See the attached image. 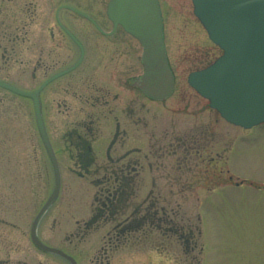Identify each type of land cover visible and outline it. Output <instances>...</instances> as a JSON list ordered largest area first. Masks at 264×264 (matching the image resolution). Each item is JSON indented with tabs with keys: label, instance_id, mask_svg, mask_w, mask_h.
<instances>
[{
	"label": "flooded vegetation",
	"instance_id": "flooded-vegetation-1",
	"mask_svg": "<svg viewBox=\"0 0 264 264\" xmlns=\"http://www.w3.org/2000/svg\"><path fill=\"white\" fill-rule=\"evenodd\" d=\"M107 3L0 0V264H34V250L71 264L33 236L75 264L140 263L147 254L157 260L153 264L162 258L177 264L168 253L180 247L188 255L198 246V232L183 216L178 220L184 195L243 183L230 177L225 154L252 129L230 136L187 76L192 91L177 86L170 60L171 94L147 95L142 47L114 24ZM192 46L184 58L193 70L209 64V51ZM40 126L60 171L56 198L61 164L92 184L88 216L49 241L40 236L43 216L55 209V218L65 219L53 200L34 226L52 191L46 189L35 211L42 193L35 179L49 183L52 168ZM52 174L54 184L53 168ZM130 247L137 251L125 253Z\"/></svg>",
	"mask_w": 264,
	"mask_h": 264
},
{
	"label": "rangeland",
	"instance_id": "rangeland-1",
	"mask_svg": "<svg viewBox=\"0 0 264 264\" xmlns=\"http://www.w3.org/2000/svg\"><path fill=\"white\" fill-rule=\"evenodd\" d=\"M159 2L163 14L167 55L178 78L177 86L182 83V87L185 86L186 92L190 93L192 90L186 88L185 80L195 66L184 57L192 52L189 51L194 48L192 45H196L197 53L209 51L210 62L219 55L220 50L208 39L205 30L193 15L190 0ZM200 100L207 104L206 100ZM211 112L218 117L212 109ZM182 118L183 116L179 115L178 119ZM219 120L230 136L243 131L223 119ZM229 143L231 140L226 138V145H230ZM226 148L228 150V147ZM226 156L229 173L235 177L233 181L240 179L245 182L240 185L227 183L211 193L194 189L184 195L178 220L183 216V220L193 227L195 235L200 228V235L197 239L198 246L190 254L184 255L180 247L175 249L176 253H168L169 259H178L177 264H264V126L252 129L246 136L238 137L231 152L226 153ZM66 166L67 164H61L60 192L52 204V207L61 210L65 224L61 216L55 218V209L53 212L48 211L40 224V236L48 241L55 235H62V231L67 230L66 232L70 233L69 222L72 224L76 219L88 216L90 211L92 184L76 178L69 173ZM40 177L35 179L34 183L35 191L42 192L40 197H35V211L44 200L48 192L46 189L52 188L51 165L49 183ZM41 197L43 200L40 201ZM98 236V231L92 233L91 240L96 241ZM50 244L61 247L56 243ZM148 246L143 248L146 252ZM143 249L140 247L138 251H144ZM133 250L135 249L130 247L125 253L133 254ZM37 261L42 262L41 264H64L58 258H43L34 250V264H37ZM141 261L143 263H133L130 260L129 264L157 262L154 257L149 258L148 254ZM165 262L167 261L162 258L160 264Z\"/></svg>",
	"mask_w": 264,
	"mask_h": 264
},
{
	"label": "water",
	"instance_id": "water-1",
	"mask_svg": "<svg viewBox=\"0 0 264 264\" xmlns=\"http://www.w3.org/2000/svg\"><path fill=\"white\" fill-rule=\"evenodd\" d=\"M193 13L208 37L223 49L208 67L188 75L189 84L209 100L227 121L250 127L264 121V0H191ZM114 24H120L143 47L145 66L142 88L153 98L171 93L172 75L163 44L162 19L158 0H109L106 9ZM40 123V119H38ZM41 134L50 152L55 186L34 220L56 197L59 169L48 140ZM35 244L72 258L63 252Z\"/></svg>",
	"mask_w": 264,
	"mask_h": 264
},
{
	"label": "trees",
	"instance_id": "trees-1",
	"mask_svg": "<svg viewBox=\"0 0 264 264\" xmlns=\"http://www.w3.org/2000/svg\"><path fill=\"white\" fill-rule=\"evenodd\" d=\"M198 229V228H197Z\"/></svg>",
	"mask_w": 264,
	"mask_h": 264
}]
</instances>
